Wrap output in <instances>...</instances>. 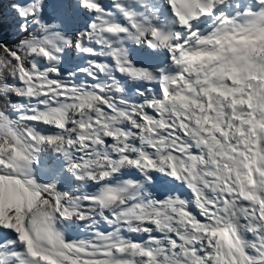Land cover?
<instances>
[{"label": "snow or ice", "instance_id": "6c2138e0", "mask_svg": "<svg viewBox=\"0 0 264 264\" xmlns=\"http://www.w3.org/2000/svg\"><path fill=\"white\" fill-rule=\"evenodd\" d=\"M0 264H264V0H0Z\"/></svg>", "mask_w": 264, "mask_h": 264}]
</instances>
